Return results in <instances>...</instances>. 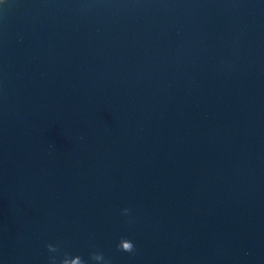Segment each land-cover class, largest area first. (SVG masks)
Masks as SVG:
<instances>
[{
	"label": "water",
	"instance_id": "obj_1",
	"mask_svg": "<svg viewBox=\"0 0 264 264\" xmlns=\"http://www.w3.org/2000/svg\"><path fill=\"white\" fill-rule=\"evenodd\" d=\"M0 264H264V0H5Z\"/></svg>",
	"mask_w": 264,
	"mask_h": 264
},
{
	"label": "clouds",
	"instance_id": "obj_2",
	"mask_svg": "<svg viewBox=\"0 0 264 264\" xmlns=\"http://www.w3.org/2000/svg\"><path fill=\"white\" fill-rule=\"evenodd\" d=\"M4 4H5V0H0V5H4ZM48 247L51 248L53 247V245L49 244ZM132 248H133V241L129 240L128 248L124 250H131Z\"/></svg>",
	"mask_w": 264,
	"mask_h": 264
}]
</instances>
